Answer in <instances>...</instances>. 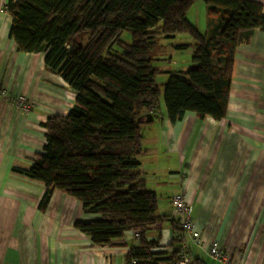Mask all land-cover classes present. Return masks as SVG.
Masks as SVG:
<instances>
[{
	"label": "trees",
	"instance_id": "1",
	"mask_svg": "<svg viewBox=\"0 0 264 264\" xmlns=\"http://www.w3.org/2000/svg\"><path fill=\"white\" fill-rule=\"evenodd\" d=\"M202 1L218 23L201 34L187 15ZM11 37L21 53H44L45 65L76 92L66 116L44 125L46 145L28 171L45 186L46 207L55 191L79 201L86 214L76 228L93 244L113 246L126 231L139 234L127 264H178L184 242L177 220L158 215V196L147 187L139 157L144 153L145 116H158L161 74L151 56L160 37L188 34L192 65L173 72L164 85L168 120L187 112L200 120L227 115L237 49L264 31L263 5L252 0H10ZM125 31L131 41L122 40ZM167 223L173 232L168 254L154 251L150 227ZM193 264H201L194 260Z\"/></svg>",
	"mask_w": 264,
	"mask_h": 264
},
{
	"label": "crops",
	"instance_id": "2",
	"mask_svg": "<svg viewBox=\"0 0 264 264\" xmlns=\"http://www.w3.org/2000/svg\"><path fill=\"white\" fill-rule=\"evenodd\" d=\"M9 1L0 0V88L6 93L0 97V264H127L130 248L139 242L134 232L126 231L113 246L93 244L75 224L99 220L100 215L86 214L79 201L59 191L42 208L45 186L15 172L28 171L35 156L44 152V125L53 116L68 115L76 92L47 68L44 53L17 50L5 10ZM252 1L263 5L264 15V0ZM203 4L197 3L187 18L208 35L218 18L210 17ZM176 38L174 52L192 44ZM182 65V70L166 73L184 72L192 61ZM169 77H163L162 87ZM18 96L31 109L18 107L13 101ZM144 123L139 161L147 187L158 196V215L177 220L171 200L187 177L185 192L198 228L211 242L220 241L235 262L264 264V31H255L235 53L225 118L200 120L187 112L173 124L163 105L157 117L151 122L144 118ZM156 228L161 239L155 252L168 256L173 232L167 223H159L149 228L148 241L159 238ZM184 242L194 260L221 264L194 246L188 235Z\"/></svg>",
	"mask_w": 264,
	"mask_h": 264
},
{
	"label": "built area",
	"instance_id": "3",
	"mask_svg": "<svg viewBox=\"0 0 264 264\" xmlns=\"http://www.w3.org/2000/svg\"><path fill=\"white\" fill-rule=\"evenodd\" d=\"M0 97H6L5 91L1 88ZM13 101L18 107L25 111L31 109L32 107V104L23 96H18ZM187 180L188 178L185 177L182 183L183 188L181 193L175 195L171 200L174 213L176 214V219L184 233L183 239L185 235H188L194 246L201 250H205L210 258L220 262L221 264H237L235 262L234 255L225 251L222 248L220 241L214 240L211 242L208 235L198 228L197 222L192 218L193 205L192 202L188 200L185 192L187 189ZM135 237L138 239L139 234L135 233ZM155 250H157V248L154 249V251ZM180 252V260L178 264H193L194 259L192 258L189 248L185 242H183Z\"/></svg>",
	"mask_w": 264,
	"mask_h": 264
},
{
	"label": "rangeland",
	"instance_id": "4",
	"mask_svg": "<svg viewBox=\"0 0 264 264\" xmlns=\"http://www.w3.org/2000/svg\"><path fill=\"white\" fill-rule=\"evenodd\" d=\"M197 3H203L202 1H199ZM197 3L193 6L192 11H196L197 8ZM204 5V4H203ZM191 16V13L189 14ZM204 35V34H203ZM177 41L179 42H185V39H188L190 43H193L192 38L188 34H179L176 36ZM122 40L125 42H130L131 41V33L129 31H125L122 34ZM174 41L172 38H165V37H160L157 40L156 43V48L152 51L151 56L156 59L157 66L162 70L161 74L157 76V83L160 85L161 81L163 80L164 76L169 77V73H166L169 70L173 71H179L183 69L182 64L189 63L191 60V56L193 53V48H186L183 49V52H174L173 48ZM188 51V52H187ZM177 53V54H176ZM172 56V57H171ZM170 58L177 63V65H170ZM172 68V69H170ZM162 89V97L160 100V107L165 105L164 101V87L160 85ZM228 252V251H227ZM237 263V262H236ZM239 264V263H237Z\"/></svg>",
	"mask_w": 264,
	"mask_h": 264
},
{
	"label": "water",
	"instance_id": "5",
	"mask_svg": "<svg viewBox=\"0 0 264 264\" xmlns=\"http://www.w3.org/2000/svg\"><path fill=\"white\" fill-rule=\"evenodd\" d=\"M145 118H146V121H147V122H151V121L153 120V115L150 114V113H148V114L145 116Z\"/></svg>",
	"mask_w": 264,
	"mask_h": 264
}]
</instances>
